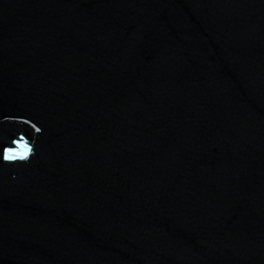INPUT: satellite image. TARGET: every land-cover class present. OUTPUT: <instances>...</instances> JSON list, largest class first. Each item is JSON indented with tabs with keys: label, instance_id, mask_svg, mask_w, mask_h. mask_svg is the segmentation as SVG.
<instances>
[{
	"label": "water",
	"instance_id": "water-1",
	"mask_svg": "<svg viewBox=\"0 0 264 264\" xmlns=\"http://www.w3.org/2000/svg\"><path fill=\"white\" fill-rule=\"evenodd\" d=\"M0 264H264V0H0Z\"/></svg>",
	"mask_w": 264,
	"mask_h": 264
},
{
	"label": "snow or ice",
	"instance_id": "snow-or-ice-1",
	"mask_svg": "<svg viewBox=\"0 0 264 264\" xmlns=\"http://www.w3.org/2000/svg\"><path fill=\"white\" fill-rule=\"evenodd\" d=\"M26 155H27V151L24 152V153L22 154L21 158H23V156H26ZM7 158H8V159H14L15 156H13V155H9Z\"/></svg>",
	"mask_w": 264,
	"mask_h": 264
}]
</instances>
